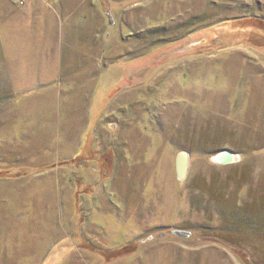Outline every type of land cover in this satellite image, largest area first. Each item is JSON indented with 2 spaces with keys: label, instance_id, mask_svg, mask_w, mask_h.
Listing matches in <instances>:
<instances>
[{
  "label": "rangeland",
  "instance_id": "1",
  "mask_svg": "<svg viewBox=\"0 0 264 264\" xmlns=\"http://www.w3.org/2000/svg\"><path fill=\"white\" fill-rule=\"evenodd\" d=\"M64 9L100 37L45 117L0 41V264H264V0Z\"/></svg>",
  "mask_w": 264,
  "mask_h": 264
},
{
  "label": "crops",
  "instance_id": "2",
  "mask_svg": "<svg viewBox=\"0 0 264 264\" xmlns=\"http://www.w3.org/2000/svg\"><path fill=\"white\" fill-rule=\"evenodd\" d=\"M66 2L67 0H57L56 7L44 2L47 3L45 7L39 0H27V7L23 8L16 5V2L7 0V8L1 11L0 41L3 56L15 75L14 80H23L26 87L36 83L37 90L21 87V83L19 87L22 92L29 90L37 97L36 103L34 102L30 109V113L36 112L37 117H45L51 110H41L42 105L47 106L43 96L50 97L48 94L60 90L53 88L51 83L57 81L62 63H67L65 48L68 47L79 55L84 48L86 37V46H90V39L96 42L100 37L97 30L91 32L90 24H86L89 21L88 14L83 11H66ZM46 8L49 11H45ZM91 33L94 34L93 37L90 36ZM18 100L20 101V98Z\"/></svg>",
  "mask_w": 264,
  "mask_h": 264
},
{
  "label": "water",
  "instance_id": "3",
  "mask_svg": "<svg viewBox=\"0 0 264 264\" xmlns=\"http://www.w3.org/2000/svg\"><path fill=\"white\" fill-rule=\"evenodd\" d=\"M183 154V163H182V174L184 175L186 173V165H187V154L186 153H182ZM218 156H220V160L221 162H230L233 158V152L232 151H224L222 153H220Z\"/></svg>",
  "mask_w": 264,
  "mask_h": 264
},
{
  "label": "trees",
  "instance_id": "4",
  "mask_svg": "<svg viewBox=\"0 0 264 264\" xmlns=\"http://www.w3.org/2000/svg\"><path fill=\"white\" fill-rule=\"evenodd\" d=\"M123 58H130V59H132V58H135V57H133V56L130 57V55H125L124 57L123 56H120V57L114 59L113 62L122 61Z\"/></svg>",
  "mask_w": 264,
  "mask_h": 264
},
{
  "label": "bare ground",
  "instance_id": "5",
  "mask_svg": "<svg viewBox=\"0 0 264 264\" xmlns=\"http://www.w3.org/2000/svg\"><path fill=\"white\" fill-rule=\"evenodd\" d=\"M218 155H219V154H218ZM183 159H184V157H183V154H182V159H181V161H180V169L182 168ZM218 159H219V161L221 162V160H220V156H218ZM182 170H183V169H182Z\"/></svg>",
  "mask_w": 264,
  "mask_h": 264
}]
</instances>
